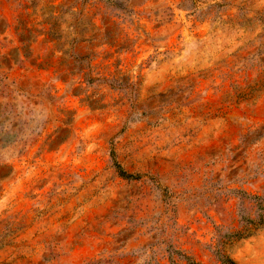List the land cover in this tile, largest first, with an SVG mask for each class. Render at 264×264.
<instances>
[{
	"label": "rangeland",
	"instance_id": "1",
	"mask_svg": "<svg viewBox=\"0 0 264 264\" xmlns=\"http://www.w3.org/2000/svg\"><path fill=\"white\" fill-rule=\"evenodd\" d=\"M0 264H264V0H0Z\"/></svg>",
	"mask_w": 264,
	"mask_h": 264
},
{
	"label": "trees",
	"instance_id": "2",
	"mask_svg": "<svg viewBox=\"0 0 264 264\" xmlns=\"http://www.w3.org/2000/svg\"><path fill=\"white\" fill-rule=\"evenodd\" d=\"M115 164H116V167L122 176H124L126 178H133V175L127 173V171L124 170V168L118 162H116Z\"/></svg>",
	"mask_w": 264,
	"mask_h": 264
}]
</instances>
